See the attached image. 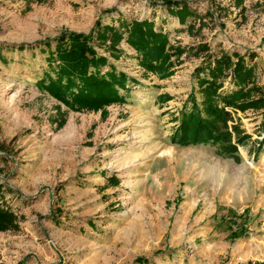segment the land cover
Masks as SVG:
<instances>
[{
  "label": "rangeland",
  "instance_id": "374dc122",
  "mask_svg": "<svg viewBox=\"0 0 264 264\" xmlns=\"http://www.w3.org/2000/svg\"><path fill=\"white\" fill-rule=\"evenodd\" d=\"M183 1L185 23L164 0H0V199L19 225L0 230V264H264V112L234 113L252 136L238 156L171 141L200 45L255 53L264 87V0ZM145 18L185 49L173 74L145 70L125 32L119 58L96 46L129 75L125 102L72 110L40 89L63 30Z\"/></svg>",
  "mask_w": 264,
  "mask_h": 264
},
{
  "label": "trees",
  "instance_id": "16d2710c",
  "mask_svg": "<svg viewBox=\"0 0 264 264\" xmlns=\"http://www.w3.org/2000/svg\"><path fill=\"white\" fill-rule=\"evenodd\" d=\"M235 1L241 4L243 0ZM164 2L169 12L178 16L183 23L194 13L186 1ZM104 11L109 13L115 9ZM95 27L89 33L66 29L56 36L55 49L50 50L48 56L49 64L56 63L53 66L56 77L47 74L38 82L40 89L72 110H99L113 103L126 101L121 89L128 87L129 75L110 63L109 58L98 51L97 45L113 57L119 58L122 52L119 46L126 32L127 42L138 52L140 64L145 70L158 73L163 78L173 74V56L179 58L185 52L182 46L172 45L169 35L158 30L155 22L148 18L123 19L119 21L118 27L102 24L98 19ZM50 42L51 39L45 40L47 45ZM34 46L32 43H22L17 45V48L24 50ZM200 48V52L206 51V56L195 70L198 88H194L185 102L179 125L171 135V141L182 146L211 143L218 146L222 155L238 156L237 144L243 145L252 136L240 123L235 122L234 113L251 108L264 112V87L256 81L255 66L247 60V56L253 60L256 54L245 55L238 51L213 54L210 53L208 44H202ZM107 66L110 68L104 70ZM226 82L233 86L230 90H225ZM59 108L61 120L58 126L62 127L66 123V114ZM263 144L264 139L259 142V149ZM110 180L117 183L116 177ZM1 192L2 185L0 198ZM16 218V213L0 199V230L19 229ZM230 221L232 226L233 223L236 224L232 218ZM233 234H236V231ZM137 261L144 264L149 260L146 257H138Z\"/></svg>",
  "mask_w": 264,
  "mask_h": 264
},
{
  "label": "crops",
  "instance_id": "0c3cea01",
  "mask_svg": "<svg viewBox=\"0 0 264 264\" xmlns=\"http://www.w3.org/2000/svg\"><path fill=\"white\" fill-rule=\"evenodd\" d=\"M115 59V58H114Z\"/></svg>",
  "mask_w": 264,
  "mask_h": 264
}]
</instances>
